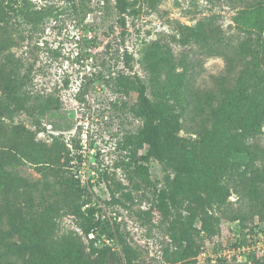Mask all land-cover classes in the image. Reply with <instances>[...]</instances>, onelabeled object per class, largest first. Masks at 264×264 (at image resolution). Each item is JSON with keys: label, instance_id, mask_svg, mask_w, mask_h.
I'll return each instance as SVG.
<instances>
[{"label": "trees", "instance_id": "trees-1", "mask_svg": "<svg viewBox=\"0 0 264 264\" xmlns=\"http://www.w3.org/2000/svg\"><path fill=\"white\" fill-rule=\"evenodd\" d=\"M102 1V6L94 7L92 0H65L59 9L38 6L31 0H0V21H7V15H11L38 28L64 11L84 22L90 13L101 8L104 20L113 17L123 29L122 35L127 33L126 17L139 14L138 0ZM241 1L244 8L236 21L242 30L251 34L253 46L245 41L234 54H229L212 19L200 20L194 25L179 24V34L174 36L182 46L197 45L209 55L224 56L228 73L240 62L234 84L226 74L223 79L219 78L215 91L200 95L185 72H176L177 62L170 45L153 41L141 50L140 64L153 80L165 72V95L177 97L180 85L186 84L191 98L188 104L193 102L192 109L197 110L188 124L169 99L155 91L152 96L149 94L148 84L138 73L127 74L103 62L95 64L91 73L82 77L80 94L86 93L97 81L117 94H137L132 105L122 102L141 121L129 139L134 146L125 169L134 190L150 187L153 193V197L148 198L151 205L140 210L139 216L151 221L156 210L162 217L161 222L167 223L170 241L162 254L167 264H231L224 258L215 262L209 258L204 263L197 258L204 240L219 231L220 219L215 211L226 204L231 188H235L240 197L254 201L251 216L259 215L264 220V145L259 140L264 126V0ZM87 27L94 30L91 25ZM99 36L96 34L91 42L96 43ZM13 46L12 40L0 33V57L4 55L12 64L4 78L6 98L0 97V130L5 117H13L21 111L41 127L58 104L51 93L31 89L29 72L22 73V64L6 54ZM93 48L86 55L95 57ZM77 56L79 61L83 53L78 52ZM122 56L126 66L133 68L134 56L128 51ZM235 96L238 102L234 104L231 98ZM184 129L196 138L181 136ZM44 145L45 150L23 151L33 163L56 165L58 183L63 188H56L55 195L50 197L45 192L48 179L33 181L24 176L13 167L15 163H22L23 157L11 149L1 155L0 150L3 157L0 179L8 194L6 210L0 208V264H105L108 254L113 253L114 243L121 249L117 264L136 263L141 258L138 249L123 238L120 226L106 215L88 186L66 168L73 154L62 135L52 133L51 142ZM140 150L144 151L139 154ZM152 159L165 164L169 170L161 185L151 179L148 163ZM232 164L235 166L227 171ZM242 165L244 169L239 171ZM236 168L237 178L233 173ZM39 182L44 183L43 188ZM36 193L40 195L38 201ZM132 194V191L126 192L131 200L134 199ZM62 204L76 217L86 236L93 234L89 246L92 254L98 255L96 259L85 257V246L79 238L60 232L57 217ZM246 217L247 214L235 213L231 218L243 222ZM258 264H264V260Z\"/></svg>", "mask_w": 264, "mask_h": 264}, {"label": "rangeland", "instance_id": "rangeland-1", "mask_svg": "<svg viewBox=\"0 0 264 264\" xmlns=\"http://www.w3.org/2000/svg\"><path fill=\"white\" fill-rule=\"evenodd\" d=\"M31 1L38 6L50 5L59 9L65 3V0ZM102 4V0H92L94 7ZM137 7V16L126 17L127 33L124 35L123 29L113 17L103 19L101 8L90 13L84 22L64 11L38 28H32L11 15H7V21H0V33L14 44L6 54L22 64V73L29 72L32 90L51 93L58 104L41 127L35 125L25 111L13 117H5L4 126L0 130V150L1 155L5 150L11 149L23 157V162L15 163L13 167L19 169L24 176L33 181L48 179L45 185L48 189L45 192L50 197L55 195L56 188H63L58 183L56 165L33 163L23 150H45L44 144L51 142L52 133L62 135L73 154V159L66 168L70 174L79 177L83 185L88 186L106 215L120 226L123 238L138 249L141 258L134 264H167L162 258L163 248L170 241L167 223L161 222L162 217L156 210L151 221L139 216L140 210L151 205L148 198H152L153 193L150 187L134 190L125 169L134 146L129 139L137 131L141 121L122 102L132 105L136 102L137 94H117L99 81L92 84L86 93L80 94L82 77L90 74L95 64L103 62L110 63L116 70H125L127 74L138 73L148 84L149 94L152 96L155 91L169 99L182 115V120L188 124L191 117L196 116L197 110L192 109L195 106L193 102L188 104L187 100L191 98L186 92V84L180 85L177 97L168 93L165 95V72H161L153 80L152 75L140 64L144 46L153 41L170 45L177 62L176 72H185L197 93L205 95L208 91H215L219 87V78L226 74L234 84L241 68L240 62L236 63L233 72L228 73L224 56L209 55L197 45H180L174 39L179 34V24L194 25L200 20L212 19L221 32L229 54H234V50L245 41L250 46L254 42L251 34L242 30L236 21L237 15L244 8L241 0H138ZM87 25H91L94 30ZM98 33L99 39L92 43L91 39L96 34L98 36ZM91 48L95 51V57L86 55ZM124 51L134 56L131 62L133 68L126 66L122 56ZM78 52L83 53L79 61ZM6 60L4 55L0 57V97L3 99L6 98L4 78L12 65ZM231 101L235 104L238 98L232 97ZM55 127L61 129L57 130ZM180 135L196 138L195 134L185 129L181 130ZM259 140L264 145V126ZM143 151L140 150L139 154ZM1 155L0 159L3 158ZM64 160L65 158L61 159L62 162ZM148 165L151 179L159 182V185L163 184L169 173L166 165L155 159ZM233 166L235 165L228 166L227 171L232 170ZM238 168L241 171L244 166ZM236 170L237 168L233 173L237 178ZM43 184L39 182L41 188ZM128 191H132L134 199L127 197ZM7 195V189L2 186L0 179V208L3 211L7 208ZM35 195L38 201L40 195ZM254 208V201L240 197L235 188H231L226 204L215 211L220 219L219 231L204 240L197 256L199 262L204 263L209 258L213 262L224 258L231 264H258V261H263L264 220L259 215L251 216ZM235 213L247 214L245 221L232 219ZM57 221L60 232L74 235L83 242L86 258H97L98 255L92 254L89 246L93 234L85 235L79 221L64 204L61 205ZM106 241L110 243L109 240ZM240 241L243 243L238 246ZM119 254L120 246L114 243L113 253L108 254L105 264H117Z\"/></svg>", "mask_w": 264, "mask_h": 264}]
</instances>
